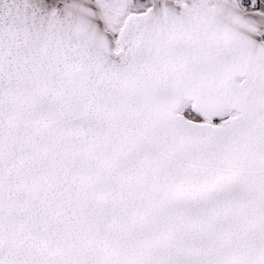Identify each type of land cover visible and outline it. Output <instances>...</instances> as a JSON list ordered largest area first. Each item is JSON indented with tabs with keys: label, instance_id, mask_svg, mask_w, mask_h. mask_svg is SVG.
<instances>
[{
	"label": "snow or ice",
	"instance_id": "obj_1",
	"mask_svg": "<svg viewBox=\"0 0 264 264\" xmlns=\"http://www.w3.org/2000/svg\"><path fill=\"white\" fill-rule=\"evenodd\" d=\"M0 264H264V0H0Z\"/></svg>",
	"mask_w": 264,
	"mask_h": 264
}]
</instances>
